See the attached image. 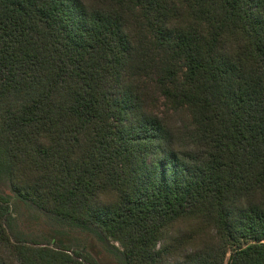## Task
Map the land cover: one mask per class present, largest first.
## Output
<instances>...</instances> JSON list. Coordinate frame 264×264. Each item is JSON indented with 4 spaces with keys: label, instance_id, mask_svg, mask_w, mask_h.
<instances>
[{
    "label": "trees",
    "instance_id": "obj_1",
    "mask_svg": "<svg viewBox=\"0 0 264 264\" xmlns=\"http://www.w3.org/2000/svg\"><path fill=\"white\" fill-rule=\"evenodd\" d=\"M0 178L124 264H264V0H0ZM4 215L0 264H93Z\"/></svg>",
    "mask_w": 264,
    "mask_h": 264
},
{
    "label": "rangeland",
    "instance_id": "obj_2",
    "mask_svg": "<svg viewBox=\"0 0 264 264\" xmlns=\"http://www.w3.org/2000/svg\"><path fill=\"white\" fill-rule=\"evenodd\" d=\"M0 178V198L5 208L4 223L14 241L54 247L69 246L72 252L89 255L93 264H124L119 243L104 238L92 224L74 226L48 214L29 201L16 197Z\"/></svg>",
    "mask_w": 264,
    "mask_h": 264
}]
</instances>
